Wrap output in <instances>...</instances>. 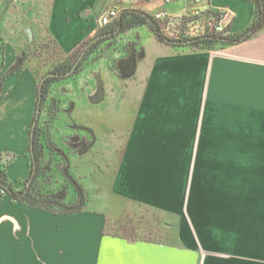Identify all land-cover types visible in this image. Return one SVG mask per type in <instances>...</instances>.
I'll list each match as a JSON object with an SVG mask.
<instances>
[{"label": "crops", "instance_id": "obj_1", "mask_svg": "<svg viewBox=\"0 0 264 264\" xmlns=\"http://www.w3.org/2000/svg\"><path fill=\"white\" fill-rule=\"evenodd\" d=\"M8 1L0 0V154L14 155L4 166L8 179L21 189L33 165L28 147L42 77L97 37L81 72L51 82L48 97L63 89L66 101L73 98L113 127L104 156L114 171L84 177L95 193L75 212L4 194L0 264H208L217 259H208L210 242L228 252L219 199L230 203V150L251 143L264 149V28L202 50L162 41L153 30L156 11L169 13L161 28L174 27L192 0ZM198 7L230 11L223 34L244 30L252 18L248 0H201ZM112 9L116 17L103 26L102 15ZM131 12L147 23L109 35ZM128 44L139 56L134 73L121 77L114 60ZM95 73L104 97L90 105L84 97L96 91ZM63 118L51 120L44 110L39 125L48 120L54 138L58 127L64 131ZM230 118L248 120L233 131ZM204 200L215 204L205 209V221Z\"/></svg>", "mask_w": 264, "mask_h": 264}, {"label": "flooded vegetation", "instance_id": "obj_2", "mask_svg": "<svg viewBox=\"0 0 264 264\" xmlns=\"http://www.w3.org/2000/svg\"><path fill=\"white\" fill-rule=\"evenodd\" d=\"M133 54L132 46L128 44L125 46L123 55L114 60L119 76L121 74L120 68L123 69L124 65L130 62ZM135 54L138 58V51ZM80 62L81 59L75 69L68 75L63 74L69 72L73 64L70 69L64 72L56 70L54 67L50 68L46 74L56 73L58 75H49L45 80L53 79L52 82H56L66 77L78 75L86 60L82 64ZM76 68H79L77 72ZM93 79L95 82L94 89L96 90L94 76ZM49 91L50 86L48 87L45 99L41 101L39 117L44 110L48 113L51 120H54L57 116L61 120L64 116V131L61 132L58 127L54 138H50L48 134H45L41 138L36 152L35 170H37L39 177H41L40 179L49 185L51 183H56L57 185V181L60 179L54 177H63V180L59 181L60 183L58 182L59 184L55 188L50 189L47 201L48 204L56 208L64 209L63 205L73 206L79 202L78 190L84 193V200L89 195L88 189L81 182L80 177L82 175L83 177H97L98 174L96 172L99 171L100 177L113 176V161L104 156L107 154L106 147L110 142L109 134H113V127L105 125L103 117L99 119L94 113H90L87 109H84L82 105H76L73 98H68L66 101L63 89L53 90L54 93L48 97ZM91 97L92 95H85V102L90 103V105L99 103H93L90 100ZM102 131H108L109 133L103 134ZM41 145L43 147L42 154ZM86 167L90 170L84 174L83 170ZM77 184L80 189H78Z\"/></svg>", "mask_w": 264, "mask_h": 264}, {"label": "rangeland", "instance_id": "obj_3", "mask_svg": "<svg viewBox=\"0 0 264 264\" xmlns=\"http://www.w3.org/2000/svg\"><path fill=\"white\" fill-rule=\"evenodd\" d=\"M36 48L41 52L38 46ZM37 49L33 51L37 52ZM230 120V130L240 131L245 124L243 122L248 119ZM255 145L246 144L247 150H230V203L227 198L219 199L226 211L221 221L226 224L221 235L224 240L230 238V248L226 253L221 252L220 248L210 242L206 249L208 259H213V256L217 259L208 264H264V149H256L258 146ZM59 179L61 181L63 177ZM83 179L81 182L88 189L89 195L95 193L93 185ZM52 184L53 188L57 186L56 183ZM212 206H215L214 202L205 200L200 205L204 210V221L208 216L205 209Z\"/></svg>", "mask_w": 264, "mask_h": 264}, {"label": "trees", "instance_id": "obj_4", "mask_svg": "<svg viewBox=\"0 0 264 264\" xmlns=\"http://www.w3.org/2000/svg\"><path fill=\"white\" fill-rule=\"evenodd\" d=\"M252 3V18L246 28L240 32L234 33H226V34H216V35H209V34H200L195 37L191 38H184V39H173V40H192L188 45L195 49H202V50H216L221 49L236 43H239L251 35L255 34L256 32L261 31L264 28V0H248ZM131 14V18L126 19V15ZM140 23H147L146 19L138 14L135 13H123L120 19L118 29L120 32L126 31L131 26H135ZM154 33L155 35L162 41H166L169 39L168 37L161 34L160 29L156 21H154ZM99 44V41H94L88 43L85 48L83 49V56L81 58V64L85 60H87L88 56L92 54L96 50V46ZM177 45L176 43H173ZM82 53V52H81ZM71 55L65 61L60 62L58 64L53 65L52 67L56 68V70H60L62 72L70 69L73 62L76 61L79 56L81 55ZM73 58V59H72ZM12 70V69H10ZM79 68H76V72ZM53 81V79H48L43 82L42 85V99H45V96L48 91L49 84ZM1 87V82H0ZM38 97H39V87H38ZM38 101V100H37ZM37 108V106H36ZM35 119V115L33 120ZM32 120V122H33ZM49 121H45L44 125H39V117L37 119L36 126L34 128V134L32 138V150H31V141L29 143L28 150L33 151L35 159H36V152L38 150L41 138L45 134L49 135ZM10 161V160H9ZM4 164L0 163V198L4 194H8L12 200L19 201L30 206L44 209V210H60L63 212H67L65 209L56 208L50 204H48L47 198L49 197L50 189L47 188L48 183H44L39 177L37 170H35L34 162L31 166V170L29 176L23 181L22 188L17 190L14 188L12 182L8 179L7 173L4 168Z\"/></svg>", "mask_w": 264, "mask_h": 264}, {"label": "built area", "instance_id": "obj_5", "mask_svg": "<svg viewBox=\"0 0 264 264\" xmlns=\"http://www.w3.org/2000/svg\"><path fill=\"white\" fill-rule=\"evenodd\" d=\"M200 2L201 0H192L193 6H187L183 9L174 27H170L169 24L161 28L159 23L164 22L169 17V13L165 10L156 11L153 14V19L158 24L161 34L171 39L191 38L200 34H223L226 24L230 20V11L222 8L203 9L198 7ZM116 15L117 12L113 9L107 11L101 17V24L107 25L110 19Z\"/></svg>", "mask_w": 264, "mask_h": 264}, {"label": "water", "instance_id": "obj_6", "mask_svg": "<svg viewBox=\"0 0 264 264\" xmlns=\"http://www.w3.org/2000/svg\"><path fill=\"white\" fill-rule=\"evenodd\" d=\"M118 33H120L119 29L117 31H112L111 33H109V35H117ZM28 35L30 36V32H28ZM103 37H104V35H103ZM99 38L100 37H97V38L93 39L92 42L97 41ZM166 41L169 42V43H176V44H188L192 40H186V41L181 40V41H178V40H173V39H167ZM129 46H132V49H133V53L134 54L132 55V58H131L130 62H127L124 65V68L123 69L120 68L121 77H129L135 71L136 59H137V56L135 54L136 50H135V48H133V45L132 44H129ZM83 54H84V52L81 53V55L79 56V58L77 59V61L73 64L71 70L69 72L63 74V75H68V74H70L75 69V67L78 65L80 59L82 58ZM20 63H21V60L17 61L15 67H17ZM49 75H58V74H56V73H54V74H52V73L51 74H45L42 77V79H41V81L39 83V97H38V101H37V108H36V111H35V119L33 120L32 125H31V129H30V141H31V146L30 147H31V150H32V138H33V134H34V128L36 126L37 119L39 117L40 107H41V101H42V92H41V89H42V85H43V82H44L45 78L48 77ZM94 76H95V79H96V91L94 92V94L92 95V97H91L90 100L93 103H97V102H99L104 97V87H103V84H102V81L100 79L99 74L98 73H95ZM42 149H43V147L41 145V154H42ZM12 157H14V155H12V154L11 155H8V154H0V163L6 165V164L9 163V160L12 159ZM32 157H33L34 166H35L36 159H35V156H34V153L33 152H32ZM70 178L73 180L72 177H70ZM77 186H78V184H77ZM78 189H80L79 186H78ZM78 194H79V199H80L78 203H76L73 206H65V205L62 206L66 211H68V212H75V211L80 210L83 207L84 202H85V200H84V193L82 191L78 190Z\"/></svg>", "mask_w": 264, "mask_h": 264}]
</instances>
